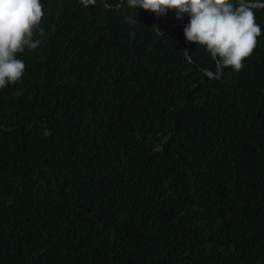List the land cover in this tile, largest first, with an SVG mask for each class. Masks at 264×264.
Returning a JSON list of instances; mask_svg holds the SVG:
<instances>
[{
	"label": "trees",
	"instance_id": "1",
	"mask_svg": "<svg viewBox=\"0 0 264 264\" xmlns=\"http://www.w3.org/2000/svg\"><path fill=\"white\" fill-rule=\"evenodd\" d=\"M41 4L0 89V264H264V6L216 75L187 14Z\"/></svg>",
	"mask_w": 264,
	"mask_h": 264
},
{
	"label": "clouds",
	"instance_id": "2",
	"mask_svg": "<svg viewBox=\"0 0 264 264\" xmlns=\"http://www.w3.org/2000/svg\"><path fill=\"white\" fill-rule=\"evenodd\" d=\"M79 3L88 8L97 0ZM120 3L135 10V16L125 17L130 28L139 24L138 9L157 16L175 10L177 19L187 14L189 21L183 29L186 41L203 47L220 69L231 68L233 72L242 70V61L252 55L262 32L245 0H120ZM42 8L41 0H0V89L22 80L26 64L17 58L18 54L43 43Z\"/></svg>",
	"mask_w": 264,
	"mask_h": 264
},
{
	"label": "water",
	"instance_id": "3",
	"mask_svg": "<svg viewBox=\"0 0 264 264\" xmlns=\"http://www.w3.org/2000/svg\"><path fill=\"white\" fill-rule=\"evenodd\" d=\"M246 2V1H245ZM248 5H250V6H254V7H262V6H264V1L263 2H254V3H249V2H246ZM183 23H185V24H187L186 22H183ZM155 26H156V28L158 27V16H156V21H155ZM185 53H186V55H187V57H189L188 56V45H186V47H185ZM190 59V58H189ZM220 68L218 67V70H217V74L216 75H218V74H220ZM209 76H212L213 74H211V73H209V72H206Z\"/></svg>",
	"mask_w": 264,
	"mask_h": 264
}]
</instances>
